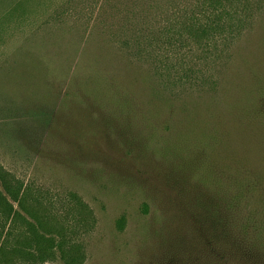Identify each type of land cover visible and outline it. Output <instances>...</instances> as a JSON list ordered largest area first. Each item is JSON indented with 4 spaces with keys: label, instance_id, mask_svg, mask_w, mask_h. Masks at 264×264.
Listing matches in <instances>:
<instances>
[{
    "label": "rangeland",
    "instance_id": "obj_1",
    "mask_svg": "<svg viewBox=\"0 0 264 264\" xmlns=\"http://www.w3.org/2000/svg\"><path fill=\"white\" fill-rule=\"evenodd\" d=\"M213 3L0 0V264H264V0Z\"/></svg>",
    "mask_w": 264,
    "mask_h": 264
},
{
    "label": "trees",
    "instance_id": "obj_2",
    "mask_svg": "<svg viewBox=\"0 0 264 264\" xmlns=\"http://www.w3.org/2000/svg\"><path fill=\"white\" fill-rule=\"evenodd\" d=\"M226 0H214L213 7L215 6L216 9L225 8ZM214 8V9H215ZM218 11V10H217ZM219 12V11H218ZM222 12V11H221ZM220 13L214 14V17L217 19ZM213 20V19H212ZM209 21L211 22L210 18ZM212 23L207 24L204 28L198 30V34H205L207 30L212 28ZM226 27L225 23L219 24V27ZM199 35V37H201ZM205 36V35H204ZM203 36V37H204ZM177 64L180 65L178 69L175 70L177 74H193L192 67L184 63V58H176ZM172 60H165V62L159 64V70L163 69V66L173 65L171 64ZM174 66H170L172 68ZM158 71V69H157ZM159 71V72H160ZM25 186L23 183H20L16 178H14L0 163V215L2 216V222L4 221H12L16 219H21V215L16 211L14 203H20V199L24 192ZM31 215V214H30ZM20 217V218H19ZM30 231L32 234L37 232V238L34 240L36 246L42 247L45 246V249H38L39 256L37 257L42 263H46L48 260L52 259L51 257L54 256L53 246L47 240L45 235L40 234L34 225L30 226ZM5 230V226L2 227V235ZM2 249V253L4 251V247L2 244V248L0 245V252Z\"/></svg>",
    "mask_w": 264,
    "mask_h": 264
}]
</instances>
